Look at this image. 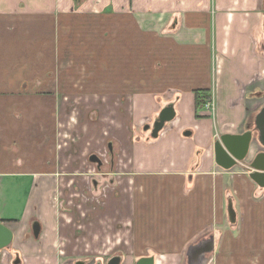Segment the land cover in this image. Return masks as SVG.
I'll use <instances>...</instances> for the list:
<instances>
[{
	"label": "crops",
	"instance_id": "obj_1",
	"mask_svg": "<svg viewBox=\"0 0 264 264\" xmlns=\"http://www.w3.org/2000/svg\"><path fill=\"white\" fill-rule=\"evenodd\" d=\"M74 1L82 2L0 0V54L7 48L0 56V222L13 233L0 264H71L83 214L91 220H81L85 227L112 221L119 236L129 224L137 256L164 239L181 240V252L203 262L218 251L236 260L264 255V188L249 176V163L264 151L257 128L264 112V0H102L96 6L85 0L81 15ZM89 13L98 14L104 40L97 61L113 70L99 65L86 77L80 72L88 81L76 102L72 22ZM35 39L52 44L56 71L12 73L10 63L21 64L26 42ZM204 89L211 111L196 109L195 92ZM74 102L81 111L77 145L67 128ZM170 105L175 119L149 138L148 123ZM248 131V159L220 167L216 142ZM90 141L99 151L108 142L112 162L101 179L109 182L81 204V213L77 204L66 212L57 197H71L75 168L87 167L76 181L82 191L84 179L96 173L89 172L95 154L85 152Z\"/></svg>",
	"mask_w": 264,
	"mask_h": 264
},
{
	"label": "rangeland",
	"instance_id": "obj_2",
	"mask_svg": "<svg viewBox=\"0 0 264 264\" xmlns=\"http://www.w3.org/2000/svg\"><path fill=\"white\" fill-rule=\"evenodd\" d=\"M98 1L100 2L102 0H94L93 5L96 6ZM84 2L85 0H82V2L79 4L75 2L76 9H77L76 14L81 15L84 12V8L86 7L85 5L86 3ZM100 4L98 5L101 6ZM142 9L145 10L146 7H143ZM92 12H95V11H92ZM97 18H98V14L89 13V14H86V16H83L82 18L81 16H79L78 18L77 17L74 18V21L72 22L74 29H75L74 30V44H73L74 45V50H73L74 59H73L72 66H73L74 72L79 74V76H80V72H83V71L85 73L84 76L85 77L88 76L87 73L97 71L99 69V65L106 67V69L110 70L111 72L113 70L112 63L105 64L103 62L104 63L103 64L101 62L99 64V62L97 61V59L99 58V52L101 51V50L99 51L101 47L98 46L99 44L98 40L101 39V41L104 42V40H102L101 38L103 37V35L102 33H99V30H98L99 26L97 22L99 21V19ZM5 49L7 48H3V51L0 54V56L5 54ZM53 53H54L53 46L48 41H39L35 39L32 42V44H30V42L27 41L26 42V53L24 57L21 59L22 60L21 64L15 66L14 62H11L10 71L12 73L16 72L17 75H23V73L40 72V71H43L42 74H44V72L50 74L56 71L55 63L54 65H52L53 58H54ZM15 55L16 54H13L10 51L9 56L11 58H13ZM1 61H3V63H0V70H5V58L2 59ZM68 64L70 63L68 62ZM65 66L66 64L63 63V65L60 64L57 67H58V70H61V69H64ZM100 69L102 68L100 67ZM81 77L82 76H80L79 79L75 78V86L76 87L78 86L77 90L80 91V93L78 94L75 92L76 94L74 96L75 101L82 97L81 94L83 91L80 90V87L82 85H87L86 82L88 80L86 81L83 77L82 78ZM106 83L108 85V84L113 83V81L106 80ZM9 95H11V93ZM92 97H96V96H92ZM76 102H74L73 111H72L73 113L72 117L74 118V121L71 125L67 127L68 131L69 129L71 130V128L74 129V135H72L74 145H77V143L81 141L80 139H82V133H80L79 132L80 129H78V126L81 125V119H80L81 111H80L79 105ZM148 125L151 126L150 131H148L149 133H147V135L150 138L154 122H150L148 123ZM60 130L61 132L65 133L67 129L65 130L63 128H60ZM65 136H67V134ZM68 138L70 139L69 136ZM64 142L65 141L61 142L60 144L62 145L64 144ZM104 142H105L104 143L105 146L102 149V151L97 150L96 144H94L93 142L91 141L87 142L86 148H85V152L87 155L95 154L103 160H104V157L107 156V159L104 161V164L101 165L100 168H98V164L96 163L90 164L91 170L89 172L91 173L93 169L96 168V173L94 175H90V177L87 176V178L84 179L83 184L85 185V191L78 189V185L76 181H78L80 177L86 176L85 174L87 173V169H86L87 167H84V169H80L79 171H77V168H75L74 172H72L73 175L68 184V187L72 186L74 190L71 194V197L69 198V200H61L63 198L59 199V197H57V200L59 202L58 208H61V210H64L65 208L66 212H68L69 210L72 211L73 210L72 206L73 205L76 206L77 204V209L81 213L84 209V207L83 208L81 207L82 203H85L88 200L91 201L92 198L96 199L104 191L103 189L100 192V189L102 188L103 183L109 182V180L106 179L102 181L101 178L102 176L106 174L105 172L110 171L109 166L112 162V158H110V156L108 155L109 154L108 142L107 141H104ZM112 150H113V147H112ZM105 187L106 186H104V188ZM78 202L80 203V205L78 204ZM242 217L245 218V215H243ZM81 220H86L89 223L91 222V220L89 221V217L85 214H83V218H81ZM81 220H79L78 221L79 223L77 224L78 235L80 237H77V241L75 240L76 241L75 254L72 257L73 260L71 264H76L80 260L84 261L85 264H98V263L106 264L114 256H121L122 264H136V262L140 259V257H142V256H137L134 254L132 238L129 236L130 233L129 234L126 233L128 232L129 224L126 225V229H124L123 233H120L121 235L119 236L117 235L119 234L118 232H114L112 221H110V224L106 223V225L104 223H101V226L97 224L98 227L94 225L87 226L89 228L87 229L89 230L88 232L85 230V228L87 227H85V224L83 223V221L81 222ZM69 222H72V220L71 221L69 220ZM242 222H243V218L239 219L238 226L240 227V229H243V227L241 228ZM235 230H238V229H235ZM262 230L264 229L262 228ZM65 241H67V239H65ZM61 243L64 244V246L67 244V242H63L62 240H61ZM180 243H181V240H177V239L159 240L158 243L157 241H155L151 245L150 249L147 250V254H145L143 257L155 255L156 258L159 259L158 264H218L219 260H220V263H223V264H264V255L261 254L258 256L257 252L250 256L249 255L237 256V260H236V256H232L230 255V253L226 255L225 254L221 255L219 254V251H218L217 254L215 255H211V256L206 255V260L203 262V260L202 261L198 260L199 256L183 254L181 252L183 251V248L180 247ZM159 248H163L162 250H164V252L158 255L155 251H158ZM185 251L186 250H184V253ZM59 257L62 258L61 255ZM131 259L135 261L132 262Z\"/></svg>",
	"mask_w": 264,
	"mask_h": 264
},
{
	"label": "water",
	"instance_id": "obj_3",
	"mask_svg": "<svg viewBox=\"0 0 264 264\" xmlns=\"http://www.w3.org/2000/svg\"><path fill=\"white\" fill-rule=\"evenodd\" d=\"M82 1V0H78ZM177 113L172 105L165 107L158 118L155 120L151 136L156 139L166 127V124L172 122ZM150 125L146 130L150 129ZM257 128L259 132V142L264 145V112L257 120ZM190 135V132L187 133ZM253 144V131H248L244 134L233 135L225 134L215 144L216 163L225 170H230L233 167L244 163L249 156L250 148ZM93 163L102 165V161L97 155L91 157ZM250 178L260 187L264 188V151L259 152L249 163ZM35 234L39 235V226H34ZM13 240V233L4 223L0 222V260L2 257L1 250L7 248ZM100 264V263H98ZM106 264H122L121 256L112 257ZM136 264H156L155 256H145L140 258Z\"/></svg>",
	"mask_w": 264,
	"mask_h": 264
},
{
	"label": "trees",
	"instance_id": "obj_4",
	"mask_svg": "<svg viewBox=\"0 0 264 264\" xmlns=\"http://www.w3.org/2000/svg\"><path fill=\"white\" fill-rule=\"evenodd\" d=\"M209 93H210V91L207 90V89L197 90L195 92V94H196V109H197V111L205 105V103L209 99Z\"/></svg>",
	"mask_w": 264,
	"mask_h": 264
},
{
	"label": "built area",
	"instance_id": "obj_5",
	"mask_svg": "<svg viewBox=\"0 0 264 264\" xmlns=\"http://www.w3.org/2000/svg\"><path fill=\"white\" fill-rule=\"evenodd\" d=\"M205 109L211 111L213 109V103L212 102L205 103Z\"/></svg>",
	"mask_w": 264,
	"mask_h": 264
}]
</instances>
